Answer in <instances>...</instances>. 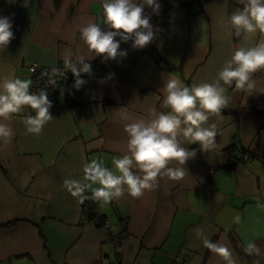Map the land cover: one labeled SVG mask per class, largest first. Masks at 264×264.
Instances as JSON below:
<instances>
[{
  "label": "crops",
  "instance_id": "crops-1",
  "mask_svg": "<svg viewBox=\"0 0 264 264\" xmlns=\"http://www.w3.org/2000/svg\"><path fill=\"white\" fill-rule=\"evenodd\" d=\"M102 2L0 0V17L11 19L14 33L0 50V76L30 79V62L53 65L68 51L73 59L88 56L79 30L88 23L108 30ZM157 2L158 15L145 6L153 42L136 49L131 40L121 41L126 57L96 56V68L80 77L86 83L78 90L73 78L47 92L53 119L40 135L26 132L22 117L34 115L27 106L4 121L14 135L8 144L0 141V264H225L203 246L196 229L226 246L236 264H264V93L228 88L229 110L205 125H217V147L202 152L199 144L185 142L196 154L185 163L183 179L163 176L140 198L98 201L95 209L110 235L122 236L117 248L92 221L91 208L62 187L67 178L82 181L83 164L92 159L113 167V158L127 151L126 123L148 119L153 106L168 111L160 89L169 74L188 86L212 82L238 46L260 39L230 35L228 17L243 7L238 0ZM254 78L264 89V71ZM247 242L256 243L261 255H248ZM181 248L185 253L176 263Z\"/></svg>",
  "mask_w": 264,
  "mask_h": 264
},
{
  "label": "clouds",
  "instance_id": "clouds-1",
  "mask_svg": "<svg viewBox=\"0 0 264 264\" xmlns=\"http://www.w3.org/2000/svg\"><path fill=\"white\" fill-rule=\"evenodd\" d=\"M242 9H235L228 17L230 35L243 37L250 41L259 35L260 39L252 44H241L218 71L212 82L186 85L172 74L167 76L160 89L164 98L162 107L168 111H157L153 106L148 109V119H136L126 123L127 151L118 158H113V167L105 165L103 159H92L82 167L83 180L67 178L62 187L78 203L86 200L104 204L119 200L125 194L140 198L145 191H152L158 185L160 177L179 181L187 174L185 163L195 156V150L183 145L199 144L202 152L212 151L217 147V125L205 126L210 116L220 117L230 101L228 88L251 94L257 89L254 74L264 71V0H238ZM145 6L158 15L161 5L157 0H103V23L105 30L98 23H88L80 28V38L87 46L89 55H76L70 51L63 55L64 67L75 78L77 90L86 83L82 73H91V61L96 56L104 60H115L118 56L126 57L127 52L120 50V42L132 41V47L143 49L155 39V32L150 23V15L145 13ZM120 37V40L115 39ZM14 38L9 17H0V50H4ZM62 73L57 68L45 71L49 82L57 83L54 77ZM32 81L20 79L14 73L0 76V141L11 142L14 135L12 127L4 121H10L14 115L24 112L27 106L33 114L22 117L26 132L40 135L44 126L53 119L47 91H30ZM160 99L159 96L156 97ZM126 116V113H125ZM175 162L176 166H170ZM91 193L88 195L87 193ZM240 217H235L239 223ZM196 235L202 237L203 246L216 253L225 264H236L231 251L219 242H212L204 236L202 229H196ZM244 251L248 255H261V249L254 242H247Z\"/></svg>",
  "mask_w": 264,
  "mask_h": 264
},
{
  "label": "built area",
  "instance_id": "built-area-1",
  "mask_svg": "<svg viewBox=\"0 0 264 264\" xmlns=\"http://www.w3.org/2000/svg\"><path fill=\"white\" fill-rule=\"evenodd\" d=\"M183 1L187 5H191V4L203 5L206 2V0H183ZM86 62L91 63L92 68H96V66L98 64L97 61H86ZM54 67L59 69L62 73L60 76L54 77V79H56V81H57V83L55 85H53L52 83L49 82V79L47 76L43 75V73L45 71L50 72L51 69ZM25 68H26L27 72L30 74V80L32 81L30 91L33 93H38L42 89L47 91V92L57 91L59 89L64 88L65 86H67V84L70 82V80L74 78L71 71H68L64 67L63 61H60V62L53 64V65H42V64H39L37 62H30V63L25 65ZM86 74L87 73H82L81 76H85ZM244 158H248V155H246V154L243 155V159ZM239 162L242 163V160ZM211 171H213V170H211ZM207 180H208V178H207ZM87 194L91 195L90 192ZM97 203H98V201L86 200L84 202V205L87 206V208H91V211H93L92 221H94V223L99 224L104 229V231L107 234V239L110 242H112V244L114 245L115 248H117L120 244L122 236H111L110 235L108 222L105 219H103L102 216L99 215L95 209V206ZM184 253H185V249L181 248L180 251L173 257L174 262L180 263V261L182 260V258L184 256Z\"/></svg>",
  "mask_w": 264,
  "mask_h": 264
},
{
  "label": "trees",
  "instance_id": "trees-1",
  "mask_svg": "<svg viewBox=\"0 0 264 264\" xmlns=\"http://www.w3.org/2000/svg\"><path fill=\"white\" fill-rule=\"evenodd\" d=\"M183 3H184V1L183 0H181ZM185 4V3H184ZM229 109H223L222 110V112H227Z\"/></svg>",
  "mask_w": 264,
  "mask_h": 264
}]
</instances>
